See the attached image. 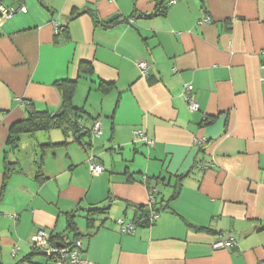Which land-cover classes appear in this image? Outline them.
<instances>
[{"label": "crops", "instance_id": "1", "mask_svg": "<svg viewBox=\"0 0 264 264\" xmlns=\"http://www.w3.org/2000/svg\"><path fill=\"white\" fill-rule=\"evenodd\" d=\"M8 1L26 12L0 17V264H51L31 247L39 230L78 237L89 264H264V0H176L162 14L156 0ZM61 79L75 82L80 138L9 144L27 109L61 108ZM229 235L233 248L213 249Z\"/></svg>", "mask_w": 264, "mask_h": 264}, {"label": "built area", "instance_id": "2", "mask_svg": "<svg viewBox=\"0 0 264 264\" xmlns=\"http://www.w3.org/2000/svg\"><path fill=\"white\" fill-rule=\"evenodd\" d=\"M105 1H113V0H105ZM176 0H167L164 3V7H168L175 3ZM26 12V9L23 6H19L17 9L7 8L0 4V17L1 19H9L16 12ZM205 22H209V18L206 17L204 19ZM55 30L58 31L57 25L54 23ZM264 65V61H263ZM136 67L140 72V75L143 78L148 77L149 64L145 59H139L136 61ZM263 68V66H261ZM192 91V86L190 84H186L183 87L182 98L185 101L187 108L190 112H195L198 110V103L191 97L190 93ZM101 133L100 123L99 121H95L90 128V134L97 136ZM135 136L138 141L145 142L147 144H151V142L145 137L143 131L136 130ZM88 172L90 175L98 176L103 172V167L96 162V160L90 156L88 160ZM149 206H153L155 204L154 193L156 192L155 187L151 186L149 188ZM157 213H150L148 216H145L141 219V223L144 225H152L157 219ZM117 224L120 229V233L122 235L132 234L136 229V224L131 221H125L122 218L117 219ZM31 247L39 252H41L46 258H48L51 262L55 264H89L85 260L82 259V243L80 240L68 241L63 238L59 240V243H55L51 241L50 235L43 231L39 230L30 238ZM235 245V239L231 235H229L226 239L221 238L217 240L213 245V249H221L228 250L233 248ZM18 251V247H14L12 249V255H15Z\"/></svg>", "mask_w": 264, "mask_h": 264}, {"label": "trees", "instance_id": "3", "mask_svg": "<svg viewBox=\"0 0 264 264\" xmlns=\"http://www.w3.org/2000/svg\"><path fill=\"white\" fill-rule=\"evenodd\" d=\"M165 1L166 0H156V8L159 14H162L165 10L164 7ZM85 66L86 64H81V69L83 68L82 70L84 72L89 73L90 69L86 68ZM100 85L102 86L104 84L100 83ZM54 86L58 89L61 96V109L63 111L62 115L59 117H53L52 113H49L47 111H33L27 109V116L25 120H23L21 123H17L13 125V127L10 129V133L7 140L9 144H13V146L15 147L19 135L22 134L32 135L36 132H40V131L47 132L52 129L60 130L64 138L68 137L70 134L73 135L76 140L80 138L81 134H79V129L77 125L79 110L75 108L72 104V96L75 89V82L61 79L56 81L54 83ZM86 133L90 134V130H86ZM62 144H65V142L63 141L59 144H53V145L57 146ZM138 210L143 211V208L139 207ZM95 212L97 211L96 210L88 211L86 216V223L88 225L90 224V221H92L91 213H95ZM67 229L73 233L76 232L77 229L76 223H74L73 218H71V216L67 221ZM77 236L78 235H76V237ZM51 239L54 240V238L52 237ZM75 240H79V238L77 237L75 238Z\"/></svg>", "mask_w": 264, "mask_h": 264}, {"label": "rangeland", "instance_id": "4", "mask_svg": "<svg viewBox=\"0 0 264 264\" xmlns=\"http://www.w3.org/2000/svg\"><path fill=\"white\" fill-rule=\"evenodd\" d=\"M4 7H6V5L7 4H9V1L8 0H3L2 1V3H1ZM52 131H58V130H52ZM56 133H59V132H56ZM47 135V134H46ZM35 258H37V259H45V257H43V256H40V255H37V256H35ZM53 262H51V264H52ZM53 264H55V263H53Z\"/></svg>", "mask_w": 264, "mask_h": 264}, {"label": "water", "instance_id": "5", "mask_svg": "<svg viewBox=\"0 0 264 264\" xmlns=\"http://www.w3.org/2000/svg\"><path fill=\"white\" fill-rule=\"evenodd\" d=\"M2 1L3 0H0V4L2 3ZM62 113H63V111H62V109L61 108H59L52 116L53 117H59V116H61L62 115Z\"/></svg>", "mask_w": 264, "mask_h": 264}]
</instances>
